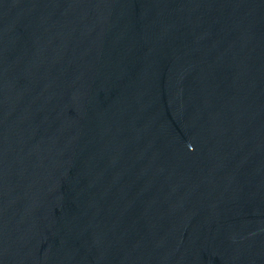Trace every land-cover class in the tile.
<instances>
[{"label":"water","instance_id":"95a60500","mask_svg":"<svg viewBox=\"0 0 264 264\" xmlns=\"http://www.w3.org/2000/svg\"><path fill=\"white\" fill-rule=\"evenodd\" d=\"M0 264H264V0H0Z\"/></svg>","mask_w":264,"mask_h":264}]
</instances>
